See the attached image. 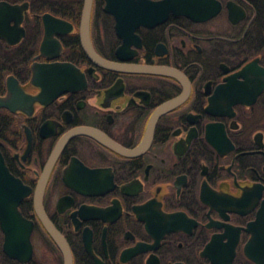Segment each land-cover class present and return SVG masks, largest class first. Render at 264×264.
Returning <instances> with one entry per match:
<instances>
[{"label": "flooded vegetation", "instance_id": "af4514ba", "mask_svg": "<svg viewBox=\"0 0 264 264\" xmlns=\"http://www.w3.org/2000/svg\"><path fill=\"white\" fill-rule=\"evenodd\" d=\"M108 1L92 0L97 54L181 77L91 60L84 0H0V159L24 186L0 184V201L23 194L17 208L31 224L11 235L8 253L0 213V264H65L66 252L72 264H264V0H217L206 20L170 12L126 39ZM63 63L82 80L37 98L34 68ZM182 95L146 143L154 113ZM78 128L112 145L76 133L50 166Z\"/></svg>", "mask_w": 264, "mask_h": 264}, {"label": "water", "instance_id": "95a60500", "mask_svg": "<svg viewBox=\"0 0 264 264\" xmlns=\"http://www.w3.org/2000/svg\"><path fill=\"white\" fill-rule=\"evenodd\" d=\"M108 1V0H107ZM115 3L116 6H112ZM92 0H84L82 15L80 20V34L82 39V45L91 60H93L98 65L119 71V72H136V73H162L174 75L177 77H181L182 73L174 68L163 67V66H155V65H143V64H129V63H116L110 60H106L99 56L97 52L91 45L89 38V22H90V12H91ZM220 8V3L217 0H159V1H151V0H111L108 1L105 10L114 11L116 17V28L117 33L124 39L130 36H134V30L136 27L140 25H155L157 23L163 22L170 12L178 15H185L193 20H206L216 14ZM112 11V12H113ZM66 26L68 22H65ZM128 47V43L124 42L122 46L119 47L118 54L122 53L123 49ZM39 68V69H38ZM37 69L34 68V79L33 82L42 87V93L37 98L44 99L46 92L52 91L49 94V97L52 98L57 94V90L55 88H59L60 90H70L68 83L74 78L77 81L82 80V74L80 70L69 64L63 63L59 65H49V68L39 66ZM82 82V81H80ZM67 84V86H64ZM184 96H180L177 99H174L162 107H160L151 118L149 126L147 128V134L145 141L146 143L149 141L155 119L163 112L168 110L171 106L178 103ZM85 132L87 134L92 135L93 137L105 141L112 145V142L109 138L101 135L100 133L94 132L88 128H78L71 130L69 133L65 134L57 144L56 149L50 157L49 165L51 166L58 156L60 150L63 145L67 142V140L74 134ZM126 153H135L134 151L126 150ZM0 184L2 186H6L9 189L19 188L23 189V185L21 182L10 175L6 169L4 168L2 161L0 159ZM45 182V181H44ZM44 182L42 185H44ZM11 194L10 191L2 192L0 201V213H1V225L4 233L6 234V250L9 251V240L11 235L17 231H20V228L25 226L27 231L29 232L31 224L28 223L20 214L17 208V204L20 201V198L23 194H17V199L14 201H10L8 196ZM9 199V200H8ZM37 207H40L41 204L39 200L36 202ZM43 222L49 231V233L60 243L62 244V236L54 227V225L49 221L47 216L42 215ZM66 261L65 264H72V258L69 252H66Z\"/></svg>", "mask_w": 264, "mask_h": 264}, {"label": "trees", "instance_id": "16d2710c", "mask_svg": "<svg viewBox=\"0 0 264 264\" xmlns=\"http://www.w3.org/2000/svg\"><path fill=\"white\" fill-rule=\"evenodd\" d=\"M263 3H264V1H263Z\"/></svg>", "mask_w": 264, "mask_h": 264}]
</instances>
